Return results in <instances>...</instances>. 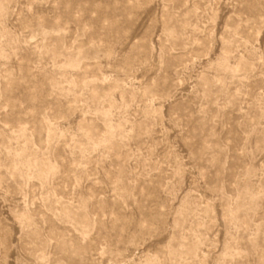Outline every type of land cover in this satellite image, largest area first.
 I'll use <instances>...</instances> for the list:
<instances>
[{
  "label": "rangeland",
  "instance_id": "rangeland-1",
  "mask_svg": "<svg viewBox=\"0 0 264 264\" xmlns=\"http://www.w3.org/2000/svg\"><path fill=\"white\" fill-rule=\"evenodd\" d=\"M3 2L0 264H264V0Z\"/></svg>",
  "mask_w": 264,
  "mask_h": 264
},
{
  "label": "bare ground",
  "instance_id": "bare-ground-1",
  "mask_svg": "<svg viewBox=\"0 0 264 264\" xmlns=\"http://www.w3.org/2000/svg\"><path fill=\"white\" fill-rule=\"evenodd\" d=\"M5 2H3V0H0V12H2V11H4V4ZM45 32H43V34H44ZM1 50V49H0ZM1 53V52H0ZM54 53V52H53ZM66 62V61H65ZM69 62V61H68ZM72 62H74V61H72ZM220 62H222V61H220ZM227 63V62H226ZM225 62H222V63H220L221 65H222V69L223 68H227L228 69V66H227V64H226ZM69 64V63H68ZM73 64V63H72ZM65 65V64H64ZM219 65V64H218ZM236 70V69H235ZM225 71V70H224ZM230 71V70H229ZM228 71V72H229ZM232 71V70H231ZM235 72V71H234ZM110 125V124H109ZM108 125V126H109ZM108 126H107V130H106V137L104 138V140L105 141H108V140H110V138H111V135H112V126L111 127H109L108 128ZM21 132L23 131V129H21L20 130ZM114 133V132H113ZM114 136V135H113ZM112 136V137H113ZM23 153H21V154H19L18 156L20 157L21 155H22ZM16 159V158H15ZM34 162H36V161H34ZM25 165H29V162L27 161V162H25L24 163ZM44 165H45V167L46 168H44V169H42V168H39V174H40V176L41 177H43L47 172H50V171H52L53 170V167H51L50 165H48L47 163H43ZM31 165V164H30ZM22 168V167H21ZM28 168H30L29 166H28ZM22 170V169H21ZM246 190H248V189H246ZM244 193H246V192H244ZM251 197V196H250ZM254 197H251V199H253ZM238 207H236L235 209H229V214H230V216L232 217V218H234L236 215H237V212H238Z\"/></svg>",
  "mask_w": 264,
  "mask_h": 264
}]
</instances>
